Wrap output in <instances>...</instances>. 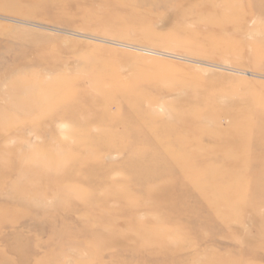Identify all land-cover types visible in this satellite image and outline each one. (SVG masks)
<instances>
[{
    "label": "rangeland",
    "instance_id": "374dc122",
    "mask_svg": "<svg viewBox=\"0 0 264 264\" xmlns=\"http://www.w3.org/2000/svg\"><path fill=\"white\" fill-rule=\"evenodd\" d=\"M0 264H264V0H0Z\"/></svg>",
    "mask_w": 264,
    "mask_h": 264
},
{
    "label": "bare ground",
    "instance_id": "6f19581e",
    "mask_svg": "<svg viewBox=\"0 0 264 264\" xmlns=\"http://www.w3.org/2000/svg\"><path fill=\"white\" fill-rule=\"evenodd\" d=\"M5 81V80H4ZM5 83V82H4ZM6 89V88H5ZM168 116H170V115H168Z\"/></svg>",
    "mask_w": 264,
    "mask_h": 264
}]
</instances>
